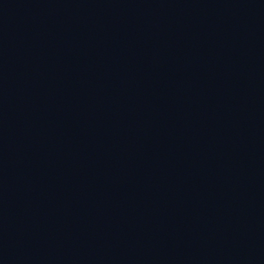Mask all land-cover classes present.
Masks as SVG:
<instances>
[{
    "label": "water",
    "instance_id": "water-1",
    "mask_svg": "<svg viewBox=\"0 0 264 264\" xmlns=\"http://www.w3.org/2000/svg\"><path fill=\"white\" fill-rule=\"evenodd\" d=\"M0 264H264V0H0Z\"/></svg>",
    "mask_w": 264,
    "mask_h": 264
}]
</instances>
